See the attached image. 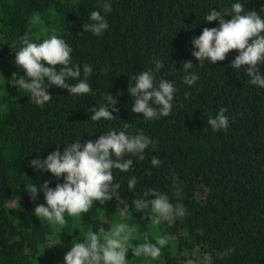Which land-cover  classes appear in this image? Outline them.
<instances>
[{"label":"trees","instance_id":"obj_1","mask_svg":"<svg viewBox=\"0 0 264 264\" xmlns=\"http://www.w3.org/2000/svg\"><path fill=\"white\" fill-rule=\"evenodd\" d=\"M109 2L112 11L105 14L104 0H0V60H9L0 70V264H64L82 232L108 231L118 223L128 224L135 234L128 264H188L184 252L193 247L204 254L194 264H264V88L250 84L243 67H231L235 50L223 61L202 65L192 55L193 38L205 27L219 26V21L205 20L210 9L230 11L232 4L241 3L245 12L257 11L264 19V0ZM92 11H100L109 24L101 36L83 31V24L92 23ZM25 35L38 43L51 35L64 39L72 48V65L81 67L79 80L85 79L83 65L92 66L86 80L92 92L73 96L51 86V100L41 106L13 86L12 74H24L15 64V50ZM14 45L16 49L10 47ZM154 59L164 61V68L156 71ZM184 61L193 62L188 72L199 77L193 85L183 83ZM148 70L157 85L161 78L174 83L167 117L145 120L131 111L129 78ZM260 73L264 75V65ZM108 93L118 101L115 119L92 121L90 109L107 105ZM221 108L227 109L229 128L213 131L207 120ZM126 123L131 125L128 134L143 131L155 147L145 150L142 161L126 156L134 160L130 171L112 170L118 194L104 204L94 201L79 217L65 213L63 228L35 216L36 204H46L44 194L39 191L33 202L26 186L39 188L48 181L54 188L63 177L34 170L29 162L46 158L57 147L63 152L77 139L84 143L110 130L119 132ZM153 157L161 161L159 167L151 164ZM132 177L137 179L134 192L128 189ZM177 187L179 197L174 195ZM149 188L168 195L173 204L182 203L186 215L153 225L150 207L143 216L133 205ZM18 197L17 208L6 203ZM145 234L153 244L157 237L168 238L158 259L133 255L131 248L144 243ZM225 250L228 254L221 258Z\"/></svg>","mask_w":264,"mask_h":264},{"label":"clouds","instance_id":"obj_2","mask_svg":"<svg viewBox=\"0 0 264 264\" xmlns=\"http://www.w3.org/2000/svg\"><path fill=\"white\" fill-rule=\"evenodd\" d=\"M102 8L105 14L111 13L112 5L109 0H104ZM228 16L231 18L225 19ZM90 20L92 23L83 24L84 32L101 36L109 27L105 15L100 11H92ZM205 20L219 21V26L205 27L198 37L193 38L192 55L196 60L201 65L205 60L216 63L225 60L228 53L235 50L238 55L231 61V67L233 69L243 67L250 78L249 83L264 88V75L260 73V66L264 65V19L257 11L245 12L243 4L234 3L230 11L210 9ZM18 45L21 47L15 50V64L24 74L18 76L17 72H14L10 82L18 90L30 93L35 104L42 106L51 100L48 92L51 86L67 89L73 96H85L92 92L89 83L86 82L93 72L92 66L83 65L85 79L79 80L81 67L72 65V48L64 39L51 35L38 43L25 35ZM10 47L16 49V45ZM153 63L156 71L164 68V61L154 59ZM192 67V61H184L183 83L186 85H193L199 79L195 72L189 74L188 70ZM68 79L79 82L69 84ZM132 80L135 82L131 83ZM127 91L134 97L131 111L143 114L145 120L167 117L172 111L176 92L174 83L161 78L157 85L152 70L130 77ZM106 100L107 105L90 109L93 113L90 116L92 121L115 119L113 113L119 111L115 107L118 101L110 93ZM226 112V108H221L214 118H208L207 123L213 131L228 130L230 122L225 115ZM130 127L131 125L126 123L119 132L110 130L107 134L99 135L94 141L90 139L84 143L77 139L75 142L67 143L63 152L57 147L44 159H40L39 156L32 159L29 166L34 170L50 172L57 179L63 177V182L57 183L54 188L49 186L48 181L40 184L39 188L36 184L26 186L25 191L29 193L33 202L38 199L39 191L43 192L46 201V204H36L34 215L47 220L49 224L63 228L67 224L65 213L68 216L79 217L89 212L94 201L104 204L112 200L120 188V184L113 183L112 170L130 171L134 160L126 159V156L142 161L145 158V150L150 145L155 147V141L144 135L143 131L136 135L128 134L127 130ZM151 164L159 167L161 161L158 157H153ZM173 183L175 185V179ZM136 184L137 179L132 177L128 181V189L134 192ZM180 192L181 189L177 187L174 195L179 197ZM143 196L144 198L137 197L133 200L134 208L144 216L150 207L151 215L148 218L153 225L171 221L176 217L183 218L186 215V208L182 203L173 204L169 196L160 191L149 188ZM149 197L151 199H147ZM126 207L128 208L127 204ZM132 231L128 224L118 223L108 231L100 227L97 232L92 229L82 232L81 240L72 243L73 246L66 252L64 264H128L126 254L130 249ZM143 239L144 243L131 248L136 257L158 259L162 254L161 249L168 243L167 237H157L155 244L148 242L147 234ZM227 254L228 250H225L220 256L223 258ZM188 264L192 262L188 261Z\"/></svg>","mask_w":264,"mask_h":264},{"label":"rangeland","instance_id":"obj_3","mask_svg":"<svg viewBox=\"0 0 264 264\" xmlns=\"http://www.w3.org/2000/svg\"><path fill=\"white\" fill-rule=\"evenodd\" d=\"M9 60H4L1 59L0 60V70L3 69V64H5L6 62H8ZM0 80H1V73H0ZM19 197L18 198H14V199H9L7 200V204L11 207V208H17V201H19ZM119 215L122 216L124 213L123 208L119 209ZM133 230V229H132ZM135 238V234L132 231V238L131 240H133ZM57 239L55 237L52 238V241H56ZM184 255L188 256L189 259H187V261H191L192 264H194V262L200 261L204 259V254L201 251V249L199 247H193L190 251H185ZM188 263V262H187Z\"/></svg>","mask_w":264,"mask_h":264}]
</instances>
